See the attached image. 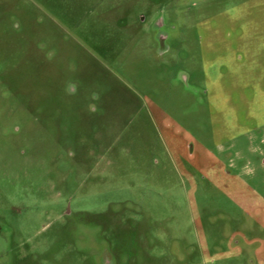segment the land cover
I'll use <instances>...</instances> for the list:
<instances>
[{
  "label": "rangeland",
  "instance_id": "374dc122",
  "mask_svg": "<svg viewBox=\"0 0 264 264\" xmlns=\"http://www.w3.org/2000/svg\"><path fill=\"white\" fill-rule=\"evenodd\" d=\"M0 264H264V0H0Z\"/></svg>",
  "mask_w": 264,
  "mask_h": 264
},
{
  "label": "flooded vegetation",
  "instance_id": "af4514ba",
  "mask_svg": "<svg viewBox=\"0 0 264 264\" xmlns=\"http://www.w3.org/2000/svg\"><path fill=\"white\" fill-rule=\"evenodd\" d=\"M158 26H161V21L158 22ZM159 38H160V41L162 42V41L164 40V38H165V35H163V34L161 33L160 36H159ZM183 77H184V81H185V80H186V81L188 80V77H187V76L185 77V76L183 75Z\"/></svg>",
  "mask_w": 264,
  "mask_h": 264
}]
</instances>
